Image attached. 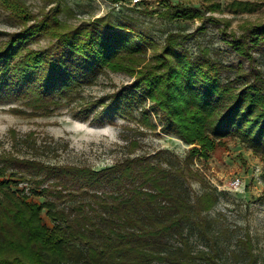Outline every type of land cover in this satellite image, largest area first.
I'll list each match as a JSON object with an SVG mask.
<instances>
[{"label": "trees", "instance_id": "1", "mask_svg": "<svg viewBox=\"0 0 264 264\" xmlns=\"http://www.w3.org/2000/svg\"><path fill=\"white\" fill-rule=\"evenodd\" d=\"M168 7V17L200 16ZM7 8L29 21L21 7ZM56 12L23 25L0 47V104L25 101L42 115L74 104L78 118L92 113L111 124L119 117L153 130L156 120L162 133L191 147L183 158L163 149L94 170L46 163L38 156L49 147L22 137L25 151L17 153L29 157L0 158V264H257L249 233L231 246L212 214L216 190L194 192L191 182L201 177L195 157L207 158L227 137L259 156L264 179V76L256 68L252 80L241 72L224 76V66L177 49L171 36L147 59L145 38L133 25L101 16L72 26ZM40 38L47 44L33 48ZM231 40L253 66V52H264V22L249 23ZM105 70L132 82L85 101L81 88ZM136 145L129 140L126 148ZM26 178L32 186L24 192L18 183Z\"/></svg>", "mask_w": 264, "mask_h": 264}, {"label": "rangeland", "instance_id": "2", "mask_svg": "<svg viewBox=\"0 0 264 264\" xmlns=\"http://www.w3.org/2000/svg\"><path fill=\"white\" fill-rule=\"evenodd\" d=\"M3 1V0H2ZM0 0V47L12 33L23 25H30L45 15L57 13L60 21L78 25L97 17L106 16L135 27L145 38L146 58L159 52L168 36L175 38L177 49L186 50L192 57L209 58L220 63L223 75L233 77L245 73L252 80L254 68L264 76V52L255 50L252 63L239 55L230 45L249 23L264 22V0ZM235 2L241 3L238 5ZM21 7L30 17L15 16L7 5ZM249 3L251 6H249ZM244 4H247L246 6ZM170 6L197 9L200 16L184 19L168 17L174 10ZM251 7L252 10H249ZM47 44L46 38L31 43L33 48ZM132 82V76L123 72L105 70L97 79L81 88L85 101L98 100L121 86ZM77 103L79 101H76ZM148 104H146L147 106ZM74 108V109H73ZM75 105H65L49 115H42L25 105V101L6 100L0 104V158L2 155L29 157L19 146L20 139L28 136L39 147L48 146L38 156L46 163L73 164L94 170L103 169L130 155L153 154L168 150L183 158L191 145L173 134L139 127L135 121L115 118L110 123L85 120L74 116ZM129 140L137 142L134 149L126 148ZM56 145V150L52 147ZM129 151H132L128 153ZM54 155V156H53ZM262 161L245 144L227 137L223 145L209 152L208 157H195L192 168L201 174L200 180L191 182L194 192L202 187L216 190L218 201L212 214L228 229L232 246L236 236L248 232L253 243L256 263L264 264V179L261 178ZM239 179L238 186L234 179ZM32 186L26 178L18 183L24 192ZM36 199V198H34Z\"/></svg>", "mask_w": 264, "mask_h": 264}, {"label": "built area", "instance_id": "3", "mask_svg": "<svg viewBox=\"0 0 264 264\" xmlns=\"http://www.w3.org/2000/svg\"><path fill=\"white\" fill-rule=\"evenodd\" d=\"M138 1H139V0H132L133 3H136V2H138ZM238 184H239V179H238V178L234 179V185H235V186H238Z\"/></svg>", "mask_w": 264, "mask_h": 264}]
</instances>
